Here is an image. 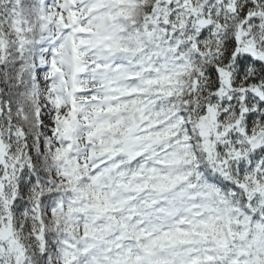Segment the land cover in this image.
<instances>
[{"label":"snow or ice","instance_id":"6c2138e0","mask_svg":"<svg viewBox=\"0 0 264 264\" xmlns=\"http://www.w3.org/2000/svg\"><path fill=\"white\" fill-rule=\"evenodd\" d=\"M0 264H264V0H0Z\"/></svg>","mask_w":264,"mask_h":264}]
</instances>
